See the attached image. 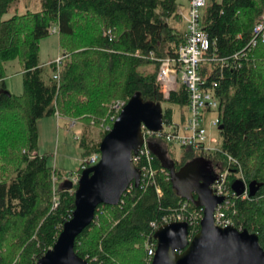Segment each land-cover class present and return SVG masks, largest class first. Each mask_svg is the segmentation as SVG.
Instances as JSON below:
<instances>
[{"label": "trees", "instance_id": "16d2710c", "mask_svg": "<svg viewBox=\"0 0 264 264\" xmlns=\"http://www.w3.org/2000/svg\"><path fill=\"white\" fill-rule=\"evenodd\" d=\"M18 1L0 0V264H37L75 209L74 187L63 186L70 181L66 172L38 152L39 120L57 112L83 119L78 139L82 157L100 152L109 132L104 126L114 124L107 104L115 99L128 102L139 94L145 101L167 103L163 119L170 121L173 106H187L190 95L180 83L165 97L157 58L178 57L186 27L178 0H41L42 9L4 19ZM263 13L264 0H211L204 9L209 47L200 73L220 101L221 150L198 156L194 147H182L178 160L171 143L154 140L178 170L195 159H208L218 174L230 171V186L237 179L254 183V193L235 200L234 225L258 233L264 248V41L250 44ZM53 27L64 55L60 69L56 61L45 65L40 60V43ZM108 29L113 40L105 35ZM18 58L23 62L21 95L11 93L6 83L7 63ZM58 69L60 78L55 79ZM96 125L102 126L99 141L91 129ZM154 164L166 168L156 154ZM166 169L158 174L162 197L141 182L130 187L120 204H101L96 219L76 238V252L95 264H150L146 241L153 221L184 202L203 214L178 194ZM199 229L200 224L191 233Z\"/></svg>", "mask_w": 264, "mask_h": 264}, {"label": "water", "instance_id": "95a60500", "mask_svg": "<svg viewBox=\"0 0 264 264\" xmlns=\"http://www.w3.org/2000/svg\"><path fill=\"white\" fill-rule=\"evenodd\" d=\"M163 118L159 103L145 101L139 94L128 101L100 143V161L81 173L72 218L65 222L54 246L37 264H95L76 252V238L96 219L101 204L116 206L132 183L139 185L141 171L133 157L144 143L142 125L157 132L163 127ZM223 127L220 124L219 130ZM152 149L171 171L178 194L203 208V217L199 231L192 237L187 222L160 226L155 233L157 249L151 264H264L258 233L215 223V210L225 197L214 193L212 185L217 175L202 170L204 159H195L177 170L160 145L154 143ZM63 186L73 187L71 181ZM232 189L240 195L245 184L237 179ZM254 191L252 183L250 193Z\"/></svg>", "mask_w": 264, "mask_h": 264}, {"label": "built area", "instance_id": "2783aa9c", "mask_svg": "<svg viewBox=\"0 0 264 264\" xmlns=\"http://www.w3.org/2000/svg\"><path fill=\"white\" fill-rule=\"evenodd\" d=\"M208 4V0H188L187 6L179 7V16L181 17L186 27V41L179 48V54L177 58L165 57L157 58L160 63L158 71V82L162 87L165 97L168 98L169 94L173 90H177L180 83H183L190 95V100L187 105L189 110V117L185 123L176 121L173 118L170 121L165 122L163 119V127L160 131L150 130L146 125H142V131L144 135V143L140 147L137 154L134 155L133 160L135 165L141 171V182L144 185H152L155 187L156 193L159 197L164 195L161 183L158 180L159 173H167L166 168H157L154 164L155 154L152 149V144L156 141L154 139L161 138L171 143L172 145L179 147L192 146L199 151L214 152L219 151L221 148L214 146L218 140L211 133L213 129H219L221 124L220 118L215 117L209 121V125H206L205 114L207 111H218L220 108L219 98L216 96L214 89L205 87V80L200 73V67L205 60L204 52L209 47V37L203 28V13ZM54 33L58 31L57 28H53ZM105 35L113 40L114 35L112 29L105 31ZM264 41V13L260 16L254 27V36L250 42L252 46H256L259 41ZM137 55L141 54L138 50ZM239 55H236L238 57ZM64 55H60L56 61L60 69ZM151 58L155 59V54L151 53ZM54 74L55 79L60 78V71ZM128 102L126 100H117L111 105L110 118L115 122L118 115ZM58 118H62L60 113H56ZM70 128L77 125V121L70 120ZM106 130H111L109 124L104 126ZM79 139V136L76 137ZM228 162L239 166L237 159L231 155H227ZM101 159L100 152H94L86 157L79 159L82 171L97 164ZM71 173L67 180H70L74 190L78 187L81 179V173ZM169 178L172 179L171 171H169ZM230 171L226 170L223 173L217 174V178L212 185V189L216 195L224 196L225 199L220 203L214 214L215 223L219 226L226 227L234 225L235 215L237 214L235 200L236 198H247L250 194V184H245V189L242 194H237L232 189V185H229ZM54 181H57V177H54ZM139 183V184H140ZM132 183L130 187L133 185ZM130 187L127 191H130ZM126 191V192H127ZM124 196V195H123ZM123 198V197H122ZM123 200L121 199L120 203ZM119 203V204H120ZM57 198H55V206H57ZM203 210V208H202ZM203 214L196 209L190 208L189 202H184L180 207L174 209L162 216L160 220L153 221L151 223L153 232L146 241L147 259L152 262V259L157 249V239L155 233L157 229L166 224L174 221L187 222L190 227V231H194L198 224H200ZM195 232L191 233V237Z\"/></svg>", "mask_w": 264, "mask_h": 264}, {"label": "rangeland", "instance_id": "374dc122", "mask_svg": "<svg viewBox=\"0 0 264 264\" xmlns=\"http://www.w3.org/2000/svg\"><path fill=\"white\" fill-rule=\"evenodd\" d=\"M211 1V0H208ZM221 1V0H218ZM180 4L187 6V0H178ZM42 9L41 0H19L17 4H14L8 13L4 15V19L12 17L14 14H22L27 10L38 11ZM54 28V27H53ZM62 54L60 48V35L59 32H55L52 29V33L42 39L40 43V60L45 65H49L51 62L57 61L58 57ZM151 69V68H150ZM6 83L9 91L16 95H21L24 92L23 85V62L21 59H15L7 63L6 70ZM119 99H115L107 104L108 109L111 110V105ZM123 100V99H121ZM169 105L164 103L163 108H167ZM174 119L176 121H181L185 123L189 117V110L187 106L174 105ZM219 116L218 111H207L205 114L206 125H209V121L215 117ZM62 117V116H61ZM67 119V121L65 120ZM73 118L62 117L58 118L55 116H46L41 118L38 122L39 126V145L38 152L40 155H46L48 158V163L54 168H58L63 172H66L68 178L70 174L77 173L81 167L79 159L82 157L83 150L79 146V141L76 139L80 136L82 130L85 128L86 122L82 119L77 121L75 127L70 128V120ZM102 119V123L104 122ZM111 120V118H110ZM112 121V120H111ZM94 125V124H92ZM93 126L92 134L96 140H100V130L101 125ZM214 137L217 138L218 143L213 144L221 148L222 139L220 136L219 129L211 130ZM176 159H181L184 151L183 148L178 145L171 147ZM205 153H210L206 151ZM101 154V152H100ZM198 156H202V151L198 153ZM204 156V155H203ZM2 180V175L0 173V181Z\"/></svg>", "mask_w": 264, "mask_h": 264}, {"label": "crops", "instance_id": "0c3cea01", "mask_svg": "<svg viewBox=\"0 0 264 264\" xmlns=\"http://www.w3.org/2000/svg\"><path fill=\"white\" fill-rule=\"evenodd\" d=\"M187 2H188V0H187ZM65 120L67 121V119L65 118ZM68 122V121H67ZM40 131V130H39ZM162 147V146H161ZM162 149L164 150V148L162 147ZM165 151V153H166V157L167 156H169L168 155V153L166 152V150H164ZM169 159V158H168ZM204 162H206L209 166H210V168L211 169H213V171H215V172H217L216 174H218V169L214 166V164L210 161V160H208V159H204Z\"/></svg>", "mask_w": 264, "mask_h": 264}, {"label": "flooded vegetation", "instance_id": "af4514ba", "mask_svg": "<svg viewBox=\"0 0 264 264\" xmlns=\"http://www.w3.org/2000/svg\"><path fill=\"white\" fill-rule=\"evenodd\" d=\"M201 168L205 173H211V174L217 175L216 174L217 172L213 171V169H211L210 166L206 164V162L202 164Z\"/></svg>", "mask_w": 264, "mask_h": 264}]
</instances>
